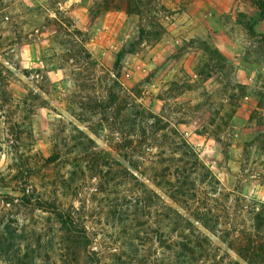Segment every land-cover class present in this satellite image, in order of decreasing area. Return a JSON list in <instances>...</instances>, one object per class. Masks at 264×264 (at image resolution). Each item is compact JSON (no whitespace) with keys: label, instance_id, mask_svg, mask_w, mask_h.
Returning a JSON list of instances; mask_svg holds the SVG:
<instances>
[{"label":"rangeland","instance_id":"1","mask_svg":"<svg viewBox=\"0 0 264 264\" xmlns=\"http://www.w3.org/2000/svg\"><path fill=\"white\" fill-rule=\"evenodd\" d=\"M0 264H264L256 0H0Z\"/></svg>","mask_w":264,"mask_h":264},{"label":"trees","instance_id":"2","mask_svg":"<svg viewBox=\"0 0 264 264\" xmlns=\"http://www.w3.org/2000/svg\"><path fill=\"white\" fill-rule=\"evenodd\" d=\"M257 1V7H258V10L260 11V17L261 18H263L264 17V1L263 0H256ZM118 61V60H117ZM115 70L117 71V68H118V62H116V64H115ZM38 206H40L39 204H38ZM62 217H61V219H62V222H64V223H67V218H66V216L65 215H61ZM64 218V219H63Z\"/></svg>","mask_w":264,"mask_h":264}]
</instances>
